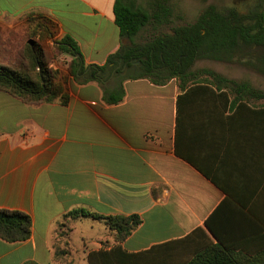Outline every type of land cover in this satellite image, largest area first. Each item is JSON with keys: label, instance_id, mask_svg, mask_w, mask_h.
<instances>
[{"label": "crops", "instance_id": "0c3cea01", "mask_svg": "<svg viewBox=\"0 0 264 264\" xmlns=\"http://www.w3.org/2000/svg\"><path fill=\"white\" fill-rule=\"evenodd\" d=\"M114 1L0 0V62L15 61L41 15L54 24L45 44L69 34L85 63L103 64L121 42ZM59 57L70 59L48 64L65 70ZM122 85L115 104L98 82L72 77L66 105L27 104L0 90V208L32 218L26 240L0 238V264H61L53 245L73 209L139 214L143 222L115 253L147 264L185 263L215 235L236 250L264 248V101H235L209 83L180 88L176 78ZM66 224L68 264L115 248L102 221ZM78 231L81 253L72 243Z\"/></svg>", "mask_w": 264, "mask_h": 264}, {"label": "trees", "instance_id": "16d2710c", "mask_svg": "<svg viewBox=\"0 0 264 264\" xmlns=\"http://www.w3.org/2000/svg\"><path fill=\"white\" fill-rule=\"evenodd\" d=\"M240 4H208L194 21L172 25L173 10L169 0H149L148 8L134 0H115L114 21L121 42L103 64L85 63L77 41L69 34L54 40L49 55L43 43L54 32V24L38 15L32 19L35 21L32 43H25L11 65L0 62V90L27 104L58 100L66 105L69 101L66 82L72 77L78 83L98 82L103 100L115 104L123 98L122 82L127 78H147L154 84H164L176 78L180 88L187 84L209 83L219 89L225 88L235 101L264 99V91L247 81L238 82L210 68L195 67L198 60L207 59L241 64L264 76V0H245ZM165 25L170 31H157ZM148 28L153 33L138 40ZM53 53L56 57H70L65 70L48 64L54 58ZM83 217L104 222L115 246L111 251H91L89 264H147L144 260L133 261L127 258L129 255L115 253L116 248L120 250V244L143 222L139 214L104 215L73 209L58 223L56 238L65 230L67 221ZM31 230L32 218L28 213L0 208L1 239L23 241L29 238ZM215 238L216 242H208L189 261L181 264H264V248L250 253L225 245L217 235ZM66 245L67 241L63 248L57 247L56 242L53 245L55 259H60L61 264H68L64 258ZM24 264L38 263L26 261Z\"/></svg>", "mask_w": 264, "mask_h": 264}, {"label": "rangeland", "instance_id": "374dc122", "mask_svg": "<svg viewBox=\"0 0 264 264\" xmlns=\"http://www.w3.org/2000/svg\"><path fill=\"white\" fill-rule=\"evenodd\" d=\"M134 1L138 4L145 6L146 8H148L149 6L148 5L149 0H134ZM244 1L245 0H169L173 10L172 25H181L194 21L197 15L199 14V12L208 4H216L218 6H228V5L241 6L240 2H244ZM157 31H170V28L168 25H165L163 27L158 28ZM151 33H153L152 29L148 28L146 31L142 32L138 40H143L144 38H147L149 35H151ZM34 36L35 38H37L36 35ZM38 38H39L38 41H41V38L40 37ZM52 42L54 43V41ZM53 43L52 44L43 43L49 55H50L49 48L53 45ZM52 57L54 58L56 57L54 53L52 54ZM65 59L66 58H61V57L57 58V60L60 61L62 64H66ZM195 67L210 68L238 82L247 81L251 83V85L254 86L255 88L264 91V76L247 66L237 63H224V62H217V61L203 59V60H198L195 63ZM261 101H264V99H261ZM84 231L85 234L92 232V230L86 226L84 227ZM74 233L75 234H73L72 236V243L76 247L77 250L76 253H81L82 241L79 236L80 232L78 231ZM67 236H68L67 230H63L62 234L59 235L57 237V240L55 241L57 247L60 248L64 247L62 243L66 241Z\"/></svg>", "mask_w": 264, "mask_h": 264}, {"label": "water", "instance_id": "95a60500", "mask_svg": "<svg viewBox=\"0 0 264 264\" xmlns=\"http://www.w3.org/2000/svg\"><path fill=\"white\" fill-rule=\"evenodd\" d=\"M28 43H29V44H31V43H32V41H31V40H29V41H28Z\"/></svg>", "mask_w": 264, "mask_h": 264}]
</instances>
